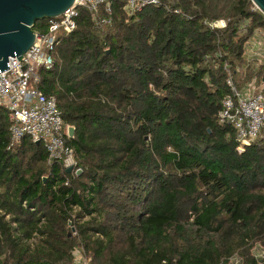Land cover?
<instances>
[{
    "label": "trees",
    "instance_id": "1",
    "mask_svg": "<svg viewBox=\"0 0 264 264\" xmlns=\"http://www.w3.org/2000/svg\"><path fill=\"white\" fill-rule=\"evenodd\" d=\"M125 4L103 25L78 7L38 69L80 173L29 137L11 145L0 107V264H264V131L239 150L217 115L224 64L237 84L262 72L244 46L264 15L251 0Z\"/></svg>",
    "mask_w": 264,
    "mask_h": 264
},
{
    "label": "built area",
    "instance_id": "2",
    "mask_svg": "<svg viewBox=\"0 0 264 264\" xmlns=\"http://www.w3.org/2000/svg\"><path fill=\"white\" fill-rule=\"evenodd\" d=\"M111 1L75 0L60 15L48 18L47 31L37 32L35 42L26 51L25 57L20 60L15 55L8 58V68L0 72V107L8 114L11 145L29 137L33 142L42 143L49 162L61 160L64 168L72 166V171L75 172L73 148L66 143L67 124L61 116L55 97L44 94L38 88V69H50L53 66L58 36L69 33L76 27L78 7H85L92 13L96 25H103L111 20L108 17L111 13ZM156 2L157 0H126L125 9L132 13L146 4ZM102 5L105 16L99 15V7ZM225 24L226 21L219 20L210 25L222 27ZM244 56L247 61L261 68L262 72L237 84L234 75H241V69L237 66L232 72L224 64L227 71L225 83L229 91L222 97L217 113L220 123L232 125L239 150L264 131V29H256L246 41ZM236 263V258H230L229 264ZM80 264H88V259L81 257Z\"/></svg>",
    "mask_w": 264,
    "mask_h": 264
},
{
    "label": "water",
    "instance_id": "3",
    "mask_svg": "<svg viewBox=\"0 0 264 264\" xmlns=\"http://www.w3.org/2000/svg\"><path fill=\"white\" fill-rule=\"evenodd\" d=\"M75 0H0V72L7 69L8 58L25 57L26 51L33 45L37 30V20L53 18L73 5ZM253 5L264 15V0H251ZM67 137L73 138L75 127L67 124ZM35 143H39L35 141ZM72 166L65 168L72 171ZM81 172L80 168L75 173ZM73 231L74 228L72 227ZM70 235V233H68ZM43 264V263H32Z\"/></svg>",
    "mask_w": 264,
    "mask_h": 264
},
{
    "label": "rangeland",
    "instance_id": "4",
    "mask_svg": "<svg viewBox=\"0 0 264 264\" xmlns=\"http://www.w3.org/2000/svg\"><path fill=\"white\" fill-rule=\"evenodd\" d=\"M71 172H73V171H71ZM254 251L256 252V249ZM77 256H78V261H79V264H80L81 263V258H80V256L78 254H77Z\"/></svg>",
    "mask_w": 264,
    "mask_h": 264
}]
</instances>
